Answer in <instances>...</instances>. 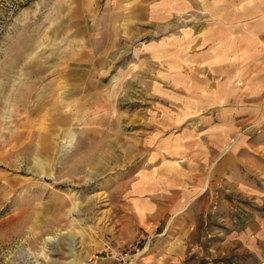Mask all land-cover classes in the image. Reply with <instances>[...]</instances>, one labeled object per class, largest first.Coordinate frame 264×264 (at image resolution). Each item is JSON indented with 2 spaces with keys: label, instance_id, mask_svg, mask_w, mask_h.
I'll list each match as a JSON object with an SVG mask.
<instances>
[{
  "label": "rangeland",
  "instance_id": "1",
  "mask_svg": "<svg viewBox=\"0 0 264 264\" xmlns=\"http://www.w3.org/2000/svg\"><path fill=\"white\" fill-rule=\"evenodd\" d=\"M58 1L0 0V264H121L133 249L141 264L152 224L174 214L192 221V264H259L242 235L260 229L264 202L236 187L228 155L264 123V0H166L171 14L136 30L124 12L122 29L99 27L101 44H120L113 62L71 104L59 89L61 108L54 43L63 75L69 39L114 18L109 0L77 19ZM63 22L74 27L53 36Z\"/></svg>",
  "mask_w": 264,
  "mask_h": 264
},
{
  "label": "crops",
  "instance_id": "2",
  "mask_svg": "<svg viewBox=\"0 0 264 264\" xmlns=\"http://www.w3.org/2000/svg\"><path fill=\"white\" fill-rule=\"evenodd\" d=\"M56 5L59 6L57 9H61L62 7L69 8L67 13L69 16L75 17L76 19L89 14L93 9L91 0H60ZM170 5L171 3L164 0V2L156 1L155 4H152V7L146 8L144 7L142 0H109L106 3V6H104V14H111L110 17L112 18L109 19L114 18V21L106 22L105 24L101 21L96 27L97 33L88 35V40L86 39L83 41V39L82 41H79L78 39H69V43L66 46V49H64L68 52L69 58L66 60L64 59L66 65H64L63 75L60 73L62 64L59 62L61 61V44L60 42L54 43V46H58V48L53 50V68H57L58 70V74H56L58 75L56 76L58 77V82L54 77L52 81V94L54 96L57 95L56 100L53 101L57 108H61L63 106L61 103H64L67 99L71 104V95L81 92V90H76V87L86 86V78L91 77L93 70L97 68L103 69V67L106 64H110L112 59L117 55L120 44L117 40L108 42L106 45L103 43L101 44L98 40L101 35L99 33V27L102 29L104 28V30L107 31H110L111 29L116 31L122 29V22H119L118 19L122 18L124 12H127L126 15L129 16L128 19H130V24L126 25V27L129 28L128 30H136L139 27L138 23L142 21V16L146 17L147 15L148 18L149 15L154 20L156 17L157 20L170 15L173 11V6ZM62 24H54L56 26H53V36L58 33L59 37L62 30L64 31L74 27L73 24H68L66 22H63ZM116 36L117 33L113 37ZM61 79L64 80L61 81ZM59 89H64L63 93H65V96L68 94V97L65 98L64 102L61 101V93L58 92ZM84 92L86 93V91ZM234 116H236V114ZM247 116H249V114H246L243 118H231L228 124V132L236 133V131L240 129L239 127L250 119ZM220 121L221 120L217 122L218 125L216 124L218 127L215 125L216 122H213V125L215 126L214 129H221L222 125ZM202 124L209 123L208 121H202L200 125ZM250 132L251 131H249L248 136L246 135L240 138L241 141H243L238 151H236V146L232 147V149L230 148L228 155L229 165L233 166L232 173L235 176L238 175V178L230 180L234 181L236 187L239 186L240 189H244L246 193L250 192L252 195H259L261 201L264 202V123L261 125L260 135L255 136V133L252 134ZM163 152L164 154L170 153L167 150ZM217 153L219 154H216L215 159L216 162L218 161L217 167L218 170H220L221 167L224 166L223 164L226 162L227 158L224 156L221 160L220 150H218ZM233 153L235 156L232 155ZM213 156H215V154H213ZM240 167L244 168L246 177L250 174L254 176V179L257 178L259 180V187L254 183L253 178L252 180L242 178V170ZM201 190L202 193L203 189ZM143 206L145 208H139L138 210L140 212L139 216H142L144 218L143 220L152 221L149 218V216H151V213L149 212L151 209L150 201L145 202ZM171 206L177 207L178 204H173ZM184 216L185 215L179 216V214H174L168 218L167 224L163 227H161L160 222L156 226L152 224L153 229L151 230L153 231L152 236H154V240L147 248L141 264H192L191 238L194 234V230L192 221L189 220L188 222H185ZM158 227L160 230L157 229ZM242 237L248 251L259 259V264H264V214L260 218V229H246ZM207 264H210V261H208Z\"/></svg>",
  "mask_w": 264,
  "mask_h": 264
},
{
  "label": "built area",
  "instance_id": "3",
  "mask_svg": "<svg viewBox=\"0 0 264 264\" xmlns=\"http://www.w3.org/2000/svg\"><path fill=\"white\" fill-rule=\"evenodd\" d=\"M120 255V259L118 262H121V264H133L134 260H137L138 257L141 255L140 250L139 249H133V252H126L123 256L122 254ZM123 261V262H122Z\"/></svg>",
  "mask_w": 264,
  "mask_h": 264
}]
</instances>
